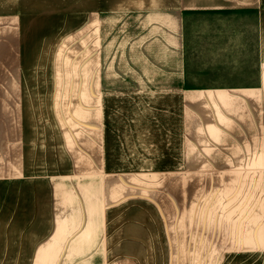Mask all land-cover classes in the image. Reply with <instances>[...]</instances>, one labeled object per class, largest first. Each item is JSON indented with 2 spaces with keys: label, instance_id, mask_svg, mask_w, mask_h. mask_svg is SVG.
<instances>
[{
  "label": "crops",
  "instance_id": "crops-1",
  "mask_svg": "<svg viewBox=\"0 0 264 264\" xmlns=\"http://www.w3.org/2000/svg\"><path fill=\"white\" fill-rule=\"evenodd\" d=\"M89 7L90 20L107 32L105 48L97 38L91 66L76 77L33 83L37 146L30 74L23 66L0 69V264H31L36 194L43 248L49 234L88 232L54 246L73 248L68 262L260 251L264 161L250 157L264 154V0H89ZM115 20L118 45L116 30L109 38ZM15 25L14 0H0V27ZM241 151L242 178H228L226 190L241 194L244 186L240 205L255 198L256 215L243 206L216 231L217 246L228 249L204 250L202 233L113 240L106 231L109 172L119 197L139 163L176 170L186 155Z\"/></svg>",
  "mask_w": 264,
  "mask_h": 264
},
{
  "label": "rangeland",
  "instance_id": "rangeland-1",
  "mask_svg": "<svg viewBox=\"0 0 264 264\" xmlns=\"http://www.w3.org/2000/svg\"><path fill=\"white\" fill-rule=\"evenodd\" d=\"M109 1L113 6L121 2ZM14 7L16 25L0 27V69L7 66H23L30 74L31 106L28 109L32 143L37 146L33 83L40 87L53 79L69 80L76 77L78 68H83L84 64L91 66L97 38L102 49V45L106 44L107 32L104 31L105 27L101 26V20L97 23L90 20L89 0H14ZM120 23V20H115L114 29L111 27L109 32V38L114 35L115 30L118 32L116 45L122 37ZM103 54L105 52L100 53L101 62ZM62 107L66 108L64 105ZM251 152L252 163L260 158L264 161V154L260 156L258 153L254 156L256 151ZM34 153L37 156V147ZM110 161L113 166V160ZM242 161L241 151L186 155V167H177L176 170H159L157 166L160 162L156 161L153 162L154 169L147 167L152 164L150 162L139 163V172L125 176L123 181L120 180L125 186L119 192V197L115 175L109 172L106 231L113 240H120L121 235L126 238L136 234H143L144 237L154 234L164 239L168 234L174 236L184 231L192 236L202 233L204 242L209 245V248L204 250L210 252L228 249L217 246L216 231L222 232L223 228L227 227L224 223L226 219L236 218L243 206L244 214L250 217L255 214L251 209L257 201L255 198L249 200L250 203L240 205V200L242 201L248 193L244 186L241 188V194H238L239 188L235 191L230 187L231 192L226 190L228 178H242ZM262 165L264 167V163ZM262 173L264 180V171ZM32 178L34 192L38 193V177ZM262 196L264 214V181ZM118 198L122 201L119 202ZM39 199V194L32 198V202H36L32 203L31 264H264V247L257 252L244 253L213 252L183 257L167 255L136 260L68 262L72 258L67 255L71 254L73 248L58 249L54 246H59V243L69 246L74 239L88 232L74 230L49 234L47 245L43 248V240L39 243L43 236L37 233L42 230V218L38 217L41 216ZM135 203L137 206L134 209ZM255 204L257 207V203ZM260 204L261 202L259 206ZM73 222L66 220L67 225ZM262 224L264 227V216ZM193 242L194 240L191 241ZM200 250L199 247L197 252Z\"/></svg>",
  "mask_w": 264,
  "mask_h": 264
}]
</instances>
